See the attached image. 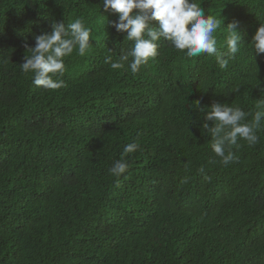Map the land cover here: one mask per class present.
<instances>
[{
  "label": "trees",
  "instance_id": "1",
  "mask_svg": "<svg viewBox=\"0 0 264 264\" xmlns=\"http://www.w3.org/2000/svg\"><path fill=\"white\" fill-rule=\"evenodd\" d=\"M198 2L224 27L239 22L227 67L162 38L133 74L110 67L133 42L102 0H0V264H264V119L258 143L238 138L226 166L203 127L213 102L251 113L247 123L264 100V54L249 43L264 0ZM75 19L90 51L64 58L62 88L35 86L20 67L25 43ZM133 142L129 168L112 176Z\"/></svg>",
  "mask_w": 264,
  "mask_h": 264
},
{
  "label": "clouds",
  "instance_id": "2",
  "mask_svg": "<svg viewBox=\"0 0 264 264\" xmlns=\"http://www.w3.org/2000/svg\"><path fill=\"white\" fill-rule=\"evenodd\" d=\"M200 4L198 0H102L103 10L117 16V20L111 22L112 26L118 33H126L125 38L133 42L131 50L122 55L120 61L111 62L110 67L121 69L127 62L130 71L138 73L141 66L157 56L158 42L163 38L186 57L206 53L215 56L221 69L226 68L229 59L240 50L242 37L237 30L239 22L233 20L224 27L222 18L207 15ZM154 21L159 22L158 27L153 25ZM221 26L226 33V53L217 51L218 41L214 35ZM90 33L91 29L81 19L67 25L53 21L50 32L42 30L34 35V47L25 43L24 47L30 54L24 56L21 71L32 74V83L37 87L47 90L62 88L64 82L54 77L65 72V57L71 56L74 51L83 57L90 51ZM249 43L254 57L264 54V24L256 28ZM196 103L199 106V102ZM255 107L257 110L251 122L247 123L244 121L251 113L226 103L213 102L208 107L210 110L205 112L203 127L211 132L212 150L225 166L238 159L230 150L231 146L238 147V138L245 140L249 146L258 143L256 133L264 119V100ZM207 121H212V126ZM139 147L137 142L125 145L121 158L109 168V173L114 177L124 174L129 168L126 154L135 152Z\"/></svg>",
  "mask_w": 264,
  "mask_h": 264
}]
</instances>
